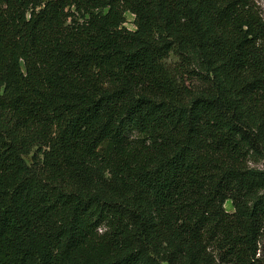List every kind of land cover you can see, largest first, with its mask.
I'll use <instances>...</instances> for the list:
<instances>
[{
  "label": "trees",
  "instance_id": "16d2710c",
  "mask_svg": "<svg viewBox=\"0 0 264 264\" xmlns=\"http://www.w3.org/2000/svg\"><path fill=\"white\" fill-rule=\"evenodd\" d=\"M263 239L254 0H0V264H263Z\"/></svg>",
  "mask_w": 264,
  "mask_h": 264
},
{
  "label": "rangeland",
  "instance_id": "374dc122",
  "mask_svg": "<svg viewBox=\"0 0 264 264\" xmlns=\"http://www.w3.org/2000/svg\"><path fill=\"white\" fill-rule=\"evenodd\" d=\"M254 2L256 6L258 7L261 13V16L264 20V0H254ZM132 22H133V17L130 14H126V23L124 24L125 28H127L128 30H133L134 27L132 25ZM26 161H28V159H26ZM224 209L227 213L233 212L232 205L229 201H227L224 204ZM258 255L262 259V262L264 264V239L260 242V249H259Z\"/></svg>",
  "mask_w": 264,
  "mask_h": 264
}]
</instances>
